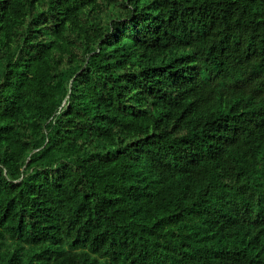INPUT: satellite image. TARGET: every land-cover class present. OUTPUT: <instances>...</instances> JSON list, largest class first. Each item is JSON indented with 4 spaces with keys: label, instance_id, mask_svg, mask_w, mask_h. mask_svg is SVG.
Returning <instances> with one entry per match:
<instances>
[{
    "label": "trees",
    "instance_id": "trees-1",
    "mask_svg": "<svg viewBox=\"0 0 264 264\" xmlns=\"http://www.w3.org/2000/svg\"><path fill=\"white\" fill-rule=\"evenodd\" d=\"M0 264H264V0H0Z\"/></svg>",
    "mask_w": 264,
    "mask_h": 264
},
{
    "label": "rangeland",
    "instance_id": "rangeland-1",
    "mask_svg": "<svg viewBox=\"0 0 264 264\" xmlns=\"http://www.w3.org/2000/svg\"><path fill=\"white\" fill-rule=\"evenodd\" d=\"M8 242H9L10 244H13V242H12L11 240H8Z\"/></svg>",
    "mask_w": 264,
    "mask_h": 264
}]
</instances>
